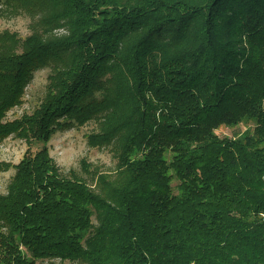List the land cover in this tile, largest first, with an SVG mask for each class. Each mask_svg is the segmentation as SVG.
Listing matches in <instances>:
<instances>
[{"label":"trees","instance_id":"1","mask_svg":"<svg viewBox=\"0 0 264 264\" xmlns=\"http://www.w3.org/2000/svg\"><path fill=\"white\" fill-rule=\"evenodd\" d=\"M0 143L42 142L0 193V264H264V0H0ZM66 29L68 34L55 35ZM51 67L34 112L7 119ZM96 122L113 173L47 143ZM247 124L243 133L216 130Z\"/></svg>","mask_w":264,"mask_h":264},{"label":"rangeland","instance_id":"2","mask_svg":"<svg viewBox=\"0 0 264 264\" xmlns=\"http://www.w3.org/2000/svg\"><path fill=\"white\" fill-rule=\"evenodd\" d=\"M0 16V30L9 29L17 32L24 38L30 33V16L25 14H12L5 12ZM55 35L61 36L68 34L62 28L54 31ZM51 67L45 66L37 69L31 82L26 87L22 103L12 108L7 119L21 118L23 115H31L35 107L41 102L49 80ZM96 122L89 121L79 127H71L65 130H58L49 139L47 146L49 154L54 162L61 168L64 175L71 176V170L77 176L86 179L89 184L94 182L82 168L83 158L91 164L92 168H97L103 173H113L116 170L117 159L110 147H94L88 143L87 134L96 130ZM247 124L228 127L221 125L216 132L221 136H233L243 133L247 129ZM43 146L42 142H27L25 139L16 135H10L0 143V193H6L8 185L15 174L16 165L19 164L27 152L35 153ZM59 264V262H56Z\"/></svg>","mask_w":264,"mask_h":264}]
</instances>
